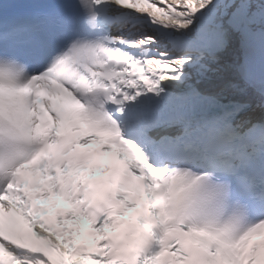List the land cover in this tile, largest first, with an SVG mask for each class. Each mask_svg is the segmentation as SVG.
<instances>
[{"label":"snow or ice","instance_id":"obj_1","mask_svg":"<svg viewBox=\"0 0 264 264\" xmlns=\"http://www.w3.org/2000/svg\"><path fill=\"white\" fill-rule=\"evenodd\" d=\"M84 128L108 184L73 197L45 157ZM254 234L264 0H0V264H264Z\"/></svg>","mask_w":264,"mask_h":264}]
</instances>
